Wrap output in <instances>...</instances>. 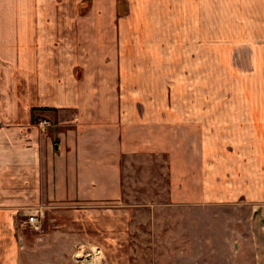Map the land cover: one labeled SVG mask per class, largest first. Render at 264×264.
I'll list each match as a JSON object with an SVG mask.
<instances>
[{
  "label": "crops",
  "instance_id": "0c3cea01",
  "mask_svg": "<svg viewBox=\"0 0 264 264\" xmlns=\"http://www.w3.org/2000/svg\"><path fill=\"white\" fill-rule=\"evenodd\" d=\"M150 157L264 264V0H0V264H133L124 171Z\"/></svg>",
  "mask_w": 264,
  "mask_h": 264
},
{
  "label": "rangeland",
  "instance_id": "374dc122",
  "mask_svg": "<svg viewBox=\"0 0 264 264\" xmlns=\"http://www.w3.org/2000/svg\"><path fill=\"white\" fill-rule=\"evenodd\" d=\"M97 45L102 48L104 43ZM134 165L132 168L126 164L124 171V199L136 210L132 223L133 264H230L233 250L221 235V210L211 212L172 204L162 158H142ZM215 215L216 223L211 220ZM25 231H29V226H25ZM84 251L77 258L75 249L67 264H104L102 252L100 255L86 247Z\"/></svg>",
  "mask_w": 264,
  "mask_h": 264
},
{
  "label": "built area",
  "instance_id": "2783aa9c",
  "mask_svg": "<svg viewBox=\"0 0 264 264\" xmlns=\"http://www.w3.org/2000/svg\"><path fill=\"white\" fill-rule=\"evenodd\" d=\"M24 215V225L29 226L30 231L40 233L43 230V222H44V207L38 206L33 208H25L22 211ZM96 253H100L98 249H95ZM82 255L85 253L84 248L79 246L77 248V253L75 257H79L78 255ZM95 253V252H94ZM94 253H90V255H94ZM89 255V256H90ZM85 261V260H84Z\"/></svg>",
  "mask_w": 264,
  "mask_h": 264
}]
</instances>
